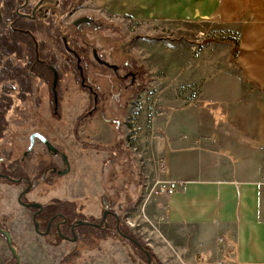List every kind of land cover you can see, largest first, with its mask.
I'll list each match as a JSON object with an SVG mask.
<instances>
[{
	"label": "rangeland",
	"instance_id": "rangeland-1",
	"mask_svg": "<svg viewBox=\"0 0 264 264\" xmlns=\"http://www.w3.org/2000/svg\"><path fill=\"white\" fill-rule=\"evenodd\" d=\"M83 2L91 11L88 0ZM94 20L104 24L98 33L104 44L120 39L122 50L142 66L145 86L131 97L119 87L112 89L91 122L94 147L85 149L77 144L73 129L75 116L86 101L68 74L67 128L51 120L49 136L66 146L70 170L43 193L37 187L24 200L45 204L51 211L67 206L79 220L90 223H98L108 210L112 213L106 215L107 224L112 217L118 219L121 232L141 244L140 240L145 241L140 235L141 205L171 116L180 115L186 122L201 118L202 110L212 107L202 103L203 85L209 79L233 89L240 87L232 56L238 32L207 23L146 26L103 17L95 9ZM206 65L212 70L215 66L218 72L204 71ZM99 90L104 95L111 86ZM200 101L201 105H195ZM21 189L0 183V227L11 235L20 264H146L141 250L111 226L81 228L85 235L74 243L38 236L30 221L31 211L17 202ZM0 264H16L2 235Z\"/></svg>",
	"mask_w": 264,
	"mask_h": 264
},
{
	"label": "crops",
	"instance_id": "crops-1",
	"mask_svg": "<svg viewBox=\"0 0 264 264\" xmlns=\"http://www.w3.org/2000/svg\"><path fill=\"white\" fill-rule=\"evenodd\" d=\"M87 4L103 17L129 23H207L238 32L232 56L240 87L209 79L202 103L212 107L202 110L201 118L195 114L186 122L171 116L158 150L167 171L160 176L155 169L149 176L140 235L162 264H264V0ZM203 68L218 72L215 66ZM160 177L172 193L152 191Z\"/></svg>",
	"mask_w": 264,
	"mask_h": 264
},
{
	"label": "flooded vegetation",
	"instance_id": "flooded-vegetation-1",
	"mask_svg": "<svg viewBox=\"0 0 264 264\" xmlns=\"http://www.w3.org/2000/svg\"><path fill=\"white\" fill-rule=\"evenodd\" d=\"M83 3L0 0V183L22 186L17 199L24 203H38L24 199L66 175L61 174L68 160L66 146L49 131L51 120L67 128L68 74L86 101L73 129L77 144L85 149L94 147L91 122L112 89L119 87L131 97L145 86L142 66L122 50L120 39L104 44L98 34L104 24L95 21L94 12ZM110 86L102 95L99 88ZM28 210L33 230L42 238L74 243L85 235L81 228L90 227L67 206L51 211L41 204V209ZM105 225L110 221L105 219L101 229Z\"/></svg>",
	"mask_w": 264,
	"mask_h": 264
},
{
	"label": "water",
	"instance_id": "water-1",
	"mask_svg": "<svg viewBox=\"0 0 264 264\" xmlns=\"http://www.w3.org/2000/svg\"><path fill=\"white\" fill-rule=\"evenodd\" d=\"M94 96H96V94H94ZM94 104H96V98H94ZM43 141H44V140H43ZM44 143L46 144V146H47L48 148H51L50 145H49L46 141H44ZM65 165H66V169H65L63 172H61L62 175L67 174L68 171H69V163H68L67 158H66V163H65ZM17 202H18L21 206H23V207H25V208H28V209H29V208H40V209H41V204H40V203H24V202H22V201L20 200V198L17 199ZM108 213L110 214V213H112V212H109L108 210H106V211L103 212L102 217H101V220L99 221V223H90V222H80V223H81V224H84V225H88V226H90V227L101 228L103 222H104L105 219H106V215H107ZM113 215L115 216V214H113ZM116 221H117V223H116V230H117V232H118L122 237L126 238V239L129 240L131 243H133L138 249L143 250L142 245H141L137 240H135V239L132 238L131 236L126 235V234H124V233H122V232L120 231V229H119V224H118V223H119V220L116 219ZM34 226H35V230L37 231L38 225H37L36 222L34 223ZM0 235L4 236V239H5L6 245H7L8 249H9V251L11 252L12 257L15 259V263H16V264H20V262H19V258H18L17 252H16V249H15V248L13 247V245H12L11 235H10L6 230H3L1 227H0ZM144 253H145V255H146V264H151V258H150L149 252H148V251H145Z\"/></svg>",
	"mask_w": 264,
	"mask_h": 264
},
{
	"label": "built area",
	"instance_id": "built-area-1",
	"mask_svg": "<svg viewBox=\"0 0 264 264\" xmlns=\"http://www.w3.org/2000/svg\"><path fill=\"white\" fill-rule=\"evenodd\" d=\"M155 169H156V173L160 176H163L166 174L167 162L164 156L158 155V157L156 158V162H155ZM152 191L155 194L164 193V192H167V193L173 192V190L169 187V185L161 177L155 180L154 185L152 186Z\"/></svg>",
	"mask_w": 264,
	"mask_h": 264
},
{
	"label": "trees",
	"instance_id": "trees-1",
	"mask_svg": "<svg viewBox=\"0 0 264 264\" xmlns=\"http://www.w3.org/2000/svg\"><path fill=\"white\" fill-rule=\"evenodd\" d=\"M232 54H234V51L232 52ZM146 83V82H145ZM143 90V89H142ZM109 224V223H108ZM116 220L112 217V222H110V226L113 228V230L114 231H116L117 232V230H116ZM110 226H108V229H110L111 227ZM121 231V230H120ZM124 239H126V238H124ZM127 240V239H126ZM129 241V240H128ZM142 243V247H143V250H141L140 252H142L143 253V255L144 256H146L145 255V251H148L149 252V255H150V258H151V264H162L159 260H158V258H157V256H156V254L154 253V251L152 250V248L147 244V242L146 241H142V240H140Z\"/></svg>",
	"mask_w": 264,
	"mask_h": 264
}]
</instances>
